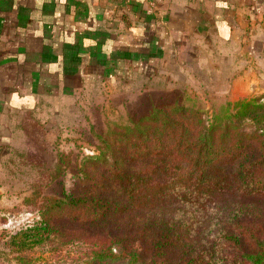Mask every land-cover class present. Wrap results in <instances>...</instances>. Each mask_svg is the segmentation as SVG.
Masks as SVG:
<instances>
[{
    "label": "trees",
    "instance_id": "trees-1",
    "mask_svg": "<svg viewBox=\"0 0 264 264\" xmlns=\"http://www.w3.org/2000/svg\"><path fill=\"white\" fill-rule=\"evenodd\" d=\"M136 96L93 131L75 190L44 197L10 235L17 252L88 242L61 263L264 264V94L217 106L185 89ZM69 162L59 153L53 176Z\"/></svg>",
    "mask_w": 264,
    "mask_h": 264
},
{
    "label": "crops",
    "instance_id": "crops-1",
    "mask_svg": "<svg viewBox=\"0 0 264 264\" xmlns=\"http://www.w3.org/2000/svg\"><path fill=\"white\" fill-rule=\"evenodd\" d=\"M173 89L264 92V0H0V158L92 96Z\"/></svg>",
    "mask_w": 264,
    "mask_h": 264
},
{
    "label": "rangeland",
    "instance_id": "rangeland-1",
    "mask_svg": "<svg viewBox=\"0 0 264 264\" xmlns=\"http://www.w3.org/2000/svg\"><path fill=\"white\" fill-rule=\"evenodd\" d=\"M260 94L264 92L253 91L247 96ZM199 96L212 97L213 101L209 102L214 106L230 99L226 96ZM139 99L136 94L127 97L109 93L92 96L87 103L78 104L74 115L62 113L60 120L55 118L54 123L49 121L48 124L50 117L47 118L42 131L32 133L30 130L26 142L0 158V264L71 263L75 257H82L91 250L88 242L64 246L47 242L32 250L17 252L10 235L37 219L44 197H57L75 190L76 162L81 156L94 153L93 131H100L107 120L118 116L120 109L117 107L122 101L135 108ZM59 153L69 154L70 162L59 177H54Z\"/></svg>",
    "mask_w": 264,
    "mask_h": 264
}]
</instances>
